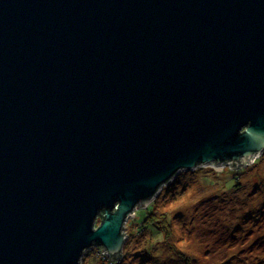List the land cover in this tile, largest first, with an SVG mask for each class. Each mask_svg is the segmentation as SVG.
Masks as SVG:
<instances>
[{"label": "water", "instance_id": "1", "mask_svg": "<svg viewBox=\"0 0 264 264\" xmlns=\"http://www.w3.org/2000/svg\"><path fill=\"white\" fill-rule=\"evenodd\" d=\"M263 152L264 0H0V264L116 261L179 173Z\"/></svg>", "mask_w": 264, "mask_h": 264}, {"label": "rangeland", "instance_id": "2", "mask_svg": "<svg viewBox=\"0 0 264 264\" xmlns=\"http://www.w3.org/2000/svg\"><path fill=\"white\" fill-rule=\"evenodd\" d=\"M259 157L235 173V190L225 186L232 176L226 167L179 173L124 224L118 260L92 247L79 264H264V153Z\"/></svg>", "mask_w": 264, "mask_h": 264}, {"label": "trees", "instance_id": "3", "mask_svg": "<svg viewBox=\"0 0 264 264\" xmlns=\"http://www.w3.org/2000/svg\"><path fill=\"white\" fill-rule=\"evenodd\" d=\"M264 153V152H263ZM262 153V154H263ZM259 159H260V157L259 158H257L255 161H254V163L253 164H256V163H258L259 162ZM209 170V169H208ZM242 169H240L239 167H237L236 169H230L229 167H227L226 166V168L225 169H223V173H226V174H232V176H231V178H228L227 179V181H226V187L227 188H233L234 190L235 189H238V187H239V185H238V183H236L235 185H234V183L235 182H237V176H236V174L235 173H238V172H240ZM216 174H218V173H216ZM221 174V173H220ZM147 209V210H146ZM145 209V211L147 212L146 213V215H145V220H144V222H143V224H142V228H144V225H146L149 221L147 220L148 219V215H150V212H152V211H150L149 209H148V207ZM135 216H137V212H135V214H134ZM99 223V222H98ZM152 225V224H151ZM146 229H148V228H146ZM190 261L192 262V259H190L189 258V261L187 262L188 264H190ZM192 264H193V262H192Z\"/></svg>", "mask_w": 264, "mask_h": 264}, {"label": "bare ground", "instance_id": "4", "mask_svg": "<svg viewBox=\"0 0 264 264\" xmlns=\"http://www.w3.org/2000/svg\"><path fill=\"white\" fill-rule=\"evenodd\" d=\"M256 159H257V158H256ZM256 159H254L253 161H255ZM253 161H252V162H253ZM252 162H251V163H252ZM251 163H249V164H248L247 166H245V167H241L240 169H245V168H247V167H250V166L252 165ZM226 166H227V165H226ZM226 166H225V167H226ZM227 167H228V166H227ZM135 208H136V207H135ZM138 208H139V207H138ZM138 208H137V209H138ZM137 209H136V210H137ZM134 210H135V209H134ZM136 210H135V212H136ZM99 223H100V220H99Z\"/></svg>", "mask_w": 264, "mask_h": 264}]
</instances>
